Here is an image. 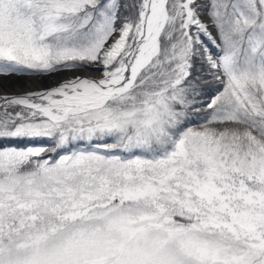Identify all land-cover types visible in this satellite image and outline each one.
<instances>
[{"label":"snow or ice","instance_id":"1","mask_svg":"<svg viewBox=\"0 0 264 264\" xmlns=\"http://www.w3.org/2000/svg\"><path fill=\"white\" fill-rule=\"evenodd\" d=\"M0 264H264V0H0Z\"/></svg>","mask_w":264,"mask_h":264},{"label":"rangeland","instance_id":"2","mask_svg":"<svg viewBox=\"0 0 264 264\" xmlns=\"http://www.w3.org/2000/svg\"><path fill=\"white\" fill-rule=\"evenodd\" d=\"M11 87H12V90H14V89H18L19 90L20 89L19 87H17V84H15V83ZM23 87L26 89L28 87V85L25 84V85H23Z\"/></svg>","mask_w":264,"mask_h":264},{"label":"bare ground","instance_id":"3","mask_svg":"<svg viewBox=\"0 0 264 264\" xmlns=\"http://www.w3.org/2000/svg\"><path fill=\"white\" fill-rule=\"evenodd\" d=\"M40 85H37V84H33V85H28L27 88H36V87H39ZM20 90V89H19ZM18 89H14L13 91H19Z\"/></svg>","mask_w":264,"mask_h":264}]
</instances>
